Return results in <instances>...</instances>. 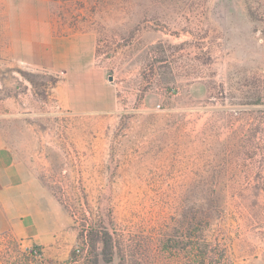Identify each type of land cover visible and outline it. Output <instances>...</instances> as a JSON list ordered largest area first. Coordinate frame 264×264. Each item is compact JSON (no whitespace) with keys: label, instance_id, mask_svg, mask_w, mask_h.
I'll return each instance as SVG.
<instances>
[{"label":"rangeland","instance_id":"obj_1","mask_svg":"<svg viewBox=\"0 0 264 264\" xmlns=\"http://www.w3.org/2000/svg\"><path fill=\"white\" fill-rule=\"evenodd\" d=\"M9 1L0 137L27 183L0 201V264L35 245L87 264L70 261L83 212L111 232L112 264H264V0H45L56 36L96 38L112 93L96 110L12 58Z\"/></svg>","mask_w":264,"mask_h":264},{"label":"crops","instance_id":"obj_2","mask_svg":"<svg viewBox=\"0 0 264 264\" xmlns=\"http://www.w3.org/2000/svg\"><path fill=\"white\" fill-rule=\"evenodd\" d=\"M8 9L7 47L15 61L61 73L65 107L96 110L110 105L111 83L96 65L92 33H76L65 39L56 36L45 0H10ZM26 183L13 151L0 137V201L9 194L13 198L23 195Z\"/></svg>","mask_w":264,"mask_h":264},{"label":"trees","instance_id":"obj_3","mask_svg":"<svg viewBox=\"0 0 264 264\" xmlns=\"http://www.w3.org/2000/svg\"><path fill=\"white\" fill-rule=\"evenodd\" d=\"M82 228L79 230L78 245L72 252L70 261H77L78 258L86 254L87 264H100V254L98 252L99 243L102 245V256L107 263L112 264V254L114 250L113 236L109 229L102 221L92 222L88 215L82 214ZM75 218V217H74ZM76 219V218H75ZM90 221V222H89ZM96 221V220H94ZM93 223V224H92ZM0 236V244L5 240ZM26 263L22 262L17 257L11 262L12 264H45V256L42 246L35 245L24 253ZM5 257L3 252H0V261Z\"/></svg>","mask_w":264,"mask_h":264},{"label":"water","instance_id":"obj_4","mask_svg":"<svg viewBox=\"0 0 264 264\" xmlns=\"http://www.w3.org/2000/svg\"><path fill=\"white\" fill-rule=\"evenodd\" d=\"M110 80H112V76H110V78H109Z\"/></svg>","mask_w":264,"mask_h":264}]
</instances>
